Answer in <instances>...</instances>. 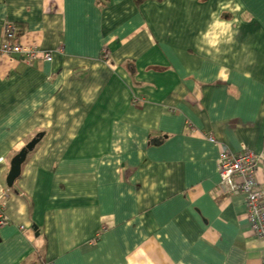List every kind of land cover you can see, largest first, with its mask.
I'll use <instances>...</instances> for the list:
<instances>
[{
  "label": "crops",
  "instance_id": "obj_1",
  "mask_svg": "<svg viewBox=\"0 0 264 264\" xmlns=\"http://www.w3.org/2000/svg\"><path fill=\"white\" fill-rule=\"evenodd\" d=\"M5 22L52 59L0 54V264H264L216 187L247 148L264 191V0H0Z\"/></svg>",
  "mask_w": 264,
  "mask_h": 264
},
{
  "label": "built area",
  "instance_id": "obj_2",
  "mask_svg": "<svg viewBox=\"0 0 264 264\" xmlns=\"http://www.w3.org/2000/svg\"><path fill=\"white\" fill-rule=\"evenodd\" d=\"M23 53L26 60L35 58L51 60L52 53L22 44L17 38V28L12 22H5L0 34V54L12 55ZM104 58L107 57L106 48L102 50ZM208 139L216 142L215 137L209 135ZM262 156L247 148L237 152L221 148L217 159L218 182L217 190L222 194L244 193L246 218L253 234L264 237V191L258 185L256 172ZM8 223L3 205L0 203V225Z\"/></svg>",
  "mask_w": 264,
  "mask_h": 264
},
{
  "label": "water",
  "instance_id": "obj_3",
  "mask_svg": "<svg viewBox=\"0 0 264 264\" xmlns=\"http://www.w3.org/2000/svg\"><path fill=\"white\" fill-rule=\"evenodd\" d=\"M44 132L36 133L19 151L11 158L10 167L5 177V182L8 187H12L15 179L20 175L21 165L24 162L29 151L33 150L35 145L40 141ZM36 229V226H34Z\"/></svg>",
  "mask_w": 264,
  "mask_h": 264
},
{
  "label": "trees",
  "instance_id": "obj_4",
  "mask_svg": "<svg viewBox=\"0 0 264 264\" xmlns=\"http://www.w3.org/2000/svg\"><path fill=\"white\" fill-rule=\"evenodd\" d=\"M137 1H141V0H137Z\"/></svg>",
  "mask_w": 264,
  "mask_h": 264
}]
</instances>
